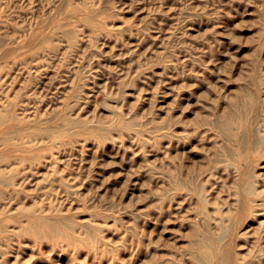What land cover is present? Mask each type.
<instances>
[{"label":"rangeland","instance_id":"1","mask_svg":"<svg viewBox=\"0 0 264 264\" xmlns=\"http://www.w3.org/2000/svg\"><path fill=\"white\" fill-rule=\"evenodd\" d=\"M222 261L264 264V0H0V264Z\"/></svg>","mask_w":264,"mask_h":264},{"label":"bare ground","instance_id":"2","mask_svg":"<svg viewBox=\"0 0 264 264\" xmlns=\"http://www.w3.org/2000/svg\"><path fill=\"white\" fill-rule=\"evenodd\" d=\"M249 134V133H248ZM249 143V142H248ZM247 143V141H245L244 142V144H245V146L244 147H246V148H248L250 151H252V149L254 148L252 145L253 144H251V146L249 145ZM208 239V238H207ZM203 240L202 242H200V244H198L199 245V247H200V249H201V252H202V255H203V257L205 258V259H210V258H212V255H213V251H212V249H211V247H210V241H209V239L208 240ZM224 262V263H223ZM222 263L223 264H228L227 262H225V261H222Z\"/></svg>","mask_w":264,"mask_h":264}]
</instances>
